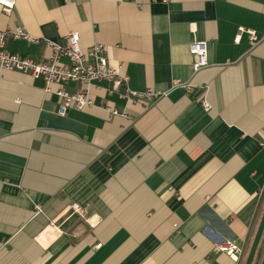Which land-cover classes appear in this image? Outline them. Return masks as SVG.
I'll list each match as a JSON object with an SVG mask.
<instances>
[{"label": "crops", "instance_id": "crops-1", "mask_svg": "<svg viewBox=\"0 0 264 264\" xmlns=\"http://www.w3.org/2000/svg\"><path fill=\"white\" fill-rule=\"evenodd\" d=\"M17 28L10 54L47 59L77 33L158 97L61 83L93 103L60 116L41 78L0 73V264H243L264 208V0H16L0 31Z\"/></svg>", "mask_w": 264, "mask_h": 264}, {"label": "built area", "instance_id": "built-area-1", "mask_svg": "<svg viewBox=\"0 0 264 264\" xmlns=\"http://www.w3.org/2000/svg\"><path fill=\"white\" fill-rule=\"evenodd\" d=\"M15 4L16 0H0V10L6 15L10 14ZM248 33L252 39H255L252 31H248ZM240 34L235 38L236 43L240 40ZM8 38L30 40L23 28H17L14 31H0V73L2 71H16L28 74L32 78H41L44 82L45 92L53 93L59 99L57 113L60 116L66 115L70 110H82L93 103L86 90L70 94L59 87L61 83L73 82L85 86L95 82H110L111 87L107 90L109 94L118 92L120 99L132 103L150 101L158 97V93L153 90L131 91L127 85V77L119 76L108 65L107 46L94 44L82 51L78 44L79 36L77 33L67 34L59 44L46 42L45 46L51 50V54L43 60H33L6 52L4 46ZM189 52L193 59L192 69L194 72L209 64L206 42L197 40L191 42ZM63 58H67V64L61 62ZM53 86H58V88L54 90ZM182 87L186 88L188 92L190 91L187 86ZM120 88H122L121 92L119 91ZM202 105L205 112L210 110L209 104L205 101H202ZM36 209L37 211L40 210L39 208ZM96 247H100V245ZM215 249L233 258L236 257V262L242 254L241 248L231 240L216 244Z\"/></svg>", "mask_w": 264, "mask_h": 264}, {"label": "water", "instance_id": "water-1", "mask_svg": "<svg viewBox=\"0 0 264 264\" xmlns=\"http://www.w3.org/2000/svg\"><path fill=\"white\" fill-rule=\"evenodd\" d=\"M264 232V208L243 264H252Z\"/></svg>", "mask_w": 264, "mask_h": 264}, {"label": "trees", "instance_id": "trees-1", "mask_svg": "<svg viewBox=\"0 0 264 264\" xmlns=\"http://www.w3.org/2000/svg\"><path fill=\"white\" fill-rule=\"evenodd\" d=\"M263 240H264V232H263V235H262L261 241H260V243H259V246H258V248H257L256 254H255V257H254V260H256V256L258 255V252H259V250H260V248H261V245H262ZM253 262H254V261H253ZM252 264H254V263H252Z\"/></svg>", "mask_w": 264, "mask_h": 264}]
</instances>
